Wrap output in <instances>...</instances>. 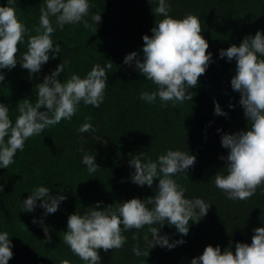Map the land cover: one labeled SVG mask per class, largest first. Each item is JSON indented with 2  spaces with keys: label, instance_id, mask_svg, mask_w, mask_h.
<instances>
[{
  "label": "trees",
  "instance_id": "16d2710c",
  "mask_svg": "<svg viewBox=\"0 0 264 264\" xmlns=\"http://www.w3.org/2000/svg\"><path fill=\"white\" fill-rule=\"evenodd\" d=\"M89 3V15L84 18L89 27L85 28L82 21L65 25L62 30L56 28L52 39L54 44H61V53L33 74L31 80L19 64L10 71L0 70L5 74V80L0 82V103L7 105L9 118L14 122L17 104L25 98L35 103L34 85L61 62L66 67L59 79H66L73 72L83 77L93 64L113 63L106 70L108 86L98 108L81 102L70 121L62 120L28 138L24 150L15 154L14 163L0 169V230L9 233L13 253L8 264H58L59 258L69 259L71 264H84L63 243L68 215L83 213L97 202H102L103 207L135 197L147 204L158 181L154 180L152 189L146 185L138 187L129 180L133 169L128 162L141 151L155 160L167 149L189 150L196 156L195 164L188 169V178L179 174L175 179L185 188L186 198L199 197L212 206L200 222H190L187 236L176 233L171 225L161 227L160 235L167 234L170 241L183 239L184 244L171 250L159 246L150 250L144 239H151L146 225L140 230L122 232L126 237L123 247L99 250L101 264H190L208 245H220L222 251L232 245L234 251L237 242L250 244L253 229L264 225V185L251 198L234 201L225 198L212 178L223 171L224 161L219 157L227 155V149L220 144L221 135L247 129L238 103L239 93L230 86L235 62L219 58L218 51L239 45L243 37L254 35L257 30L264 32V0H168L173 17L192 13L200 18L201 35L208 42L207 52L212 53L213 60L199 77L197 87L188 89L192 101L175 106L171 102L163 106L159 98L152 104L140 100L139 94L154 90L155 85L134 71V67L123 64L128 53L137 51L142 55V37L151 36L155 20L162 19L151 11L157 6L156 0ZM42 4L43 0H16L17 17L28 29L25 41L28 35L36 34ZM0 5H6V0H0ZM94 14H101L96 25L91 19ZM50 20L56 27L55 18ZM24 51L26 44H19L18 61ZM214 101L227 113L226 117L214 114ZM229 104L233 107L229 108ZM88 117L95 131L78 132ZM217 129L222 131L218 133ZM81 136L89 141L80 142ZM85 152L95 156L100 167L94 173H88L81 162ZM39 185L48 187L53 196L60 193L66 197L55 213L42 217L40 207L31 213L22 212L20 201ZM33 218H43L50 243L45 241L43 227L33 223ZM135 244L150 251L149 256L136 257L132 252Z\"/></svg>",
  "mask_w": 264,
  "mask_h": 264
},
{
  "label": "clouds",
  "instance_id": "9594fccd",
  "mask_svg": "<svg viewBox=\"0 0 264 264\" xmlns=\"http://www.w3.org/2000/svg\"><path fill=\"white\" fill-rule=\"evenodd\" d=\"M157 6L152 13L162 17L155 20L150 29L151 36L142 37V55L133 51L125 55L123 64L134 67V71L155 85L151 91H142L139 99L152 104L157 98L163 106L171 102L172 106L184 101H192L188 89L196 88L198 79L208 69L212 53L206 39L201 35L200 18L186 13L182 18L170 15L168 0H156ZM16 0H6L0 5V70H12L18 64L28 71L29 79L41 71L50 59L55 60L61 53V44L53 42L52 34L56 28L75 25L82 21L89 27L84 18L89 15V0H43L40 7L39 27L35 35L25 34L28 29L17 17ZM50 17L55 18V25ZM95 25L101 21V14L91 16ZM26 44V51L17 60L19 44ZM218 57L226 62H235V74L230 80L231 89L239 93V105L247 121V129L234 133H223L220 144L227 149L223 171H218L212 178L214 186L221 190L226 199L247 200L256 189L264 185V32L257 30L254 35L243 37L239 45L232 44L227 49H220ZM113 63L93 64L82 77L72 73L66 79H59L64 73L66 64L61 62L54 70L44 76L42 82L34 85L36 100L25 98L17 104L18 115L15 121L9 118V108L0 103V169H6L14 163L17 151L24 150L25 141L40 135L43 131L59 124L62 120L70 121L78 111L81 102L98 108L105 99L107 84L106 70ZM5 74L0 71V82ZM233 105L229 104V108ZM45 109L41 111V109ZM214 114L227 116L220 105L214 101ZM91 117L77 129L78 132L95 131ZM222 130L217 129L220 133ZM83 151V150H82ZM196 161V156L188 151L167 149L152 160L145 156L133 155L129 166L131 183L138 187L147 186L153 189L154 195L145 200L132 198L119 203L103 206L102 202L86 208L83 213L74 212L67 217V230L63 232V243L78 256L84 264H101L99 250L119 249L124 246L126 237L122 232L140 230L148 227L149 240L145 236L148 248L156 246L171 250L185 243L183 239L171 240L167 234L160 235L165 224L175 228L176 233L187 236L190 222L198 223L207 214L212 204L204 199L185 197V188L177 183L175 177L185 174ZM88 173L100 168L95 156L85 152L81 160ZM3 192V188L0 187ZM264 191V189H262ZM66 197L60 193L50 194V189L43 185L32 188L28 197L20 201L22 212L31 213L35 208L43 209L42 217L55 213ZM39 201V204L37 203ZM152 205L149 208L147 205ZM167 221V223H165ZM39 223L45 233V241L50 243L49 229ZM159 225L155 227L152 225ZM133 239H136L133 233ZM12 242L9 233L0 230V264H8L12 258ZM132 252L136 257L149 256L138 244L133 245ZM58 264H71L66 258H59ZM190 264H264V225L255 227L251 243H235L221 250L220 245H208L202 254L190 260Z\"/></svg>",
  "mask_w": 264,
  "mask_h": 264
},
{
  "label": "rangeland",
  "instance_id": "374dc122",
  "mask_svg": "<svg viewBox=\"0 0 264 264\" xmlns=\"http://www.w3.org/2000/svg\"><path fill=\"white\" fill-rule=\"evenodd\" d=\"M92 138H93V137H92ZM79 141H80V142H84V143H86V142L89 141V139H88V138H85L84 136H81V137L79 138Z\"/></svg>",
  "mask_w": 264,
  "mask_h": 264
}]
</instances>
